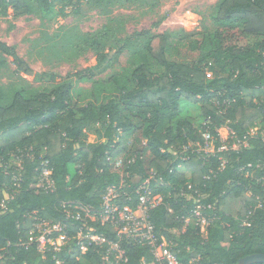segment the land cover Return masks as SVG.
I'll return each instance as SVG.
<instances>
[{
    "label": "trees",
    "instance_id": "obj_1",
    "mask_svg": "<svg viewBox=\"0 0 264 264\" xmlns=\"http://www.w3.org/2000/svg\"><path fill=\"white\" fill-rule=\"evenodd\" d=\"M80 1L0 0V17L11 10L14 19L55 22ZM85 1L101 11L104 23L77 37L79 50L93 53L98 73L114 72L97 81L95 75L83 78L91 83L85 96L69 76L45 90L0 92L2 262L80 264L82 256L97 264L90 251L42 257L27 238L34 217L61 220L63 202L97 206L106 188L123 180L113 172L119 158L124 175H153L161 182L156 193L162 204L151 214L157 234L176 245L179 264L193 258L196 264H239L247 256L264 255V209L255 208V197L264 199L255 181L264 176V141L249 135L257 122L264 123V0H221L212 33L174 35L126 34L125 17L113 15L115 7L156 8L161 0ZM68 31L57 37L62 40ZM6 57L18 72L33 76L15 49L0 41V68L7 66ZM223 128L229 132L226 142L218 133ZM203 135L212 138L213 153L196 152L204 146ZM18 155L21 178L13 191L17 173L8 163ZM43 161L55 183L50 193L37 187ZM203 206L214 218L206 240L197 229L184 231L181 221ZM105 229L99 232L115 240ZM126 255V264L150 260L132 247Z\"/></svg>",
    "mask_w": 264,
    "mask_h": 264
},
{
    "label": "rangeland",
    "instance_id": "obj_2",
    "mask_svg": "<svg viewBox=\"0 0 264 264\" xmlns=\"http://www.w3.org/2000/svg\"><path fill=\"white\" fill-rule=\"evenodd\" d=\"M220 1L161 0L156 8L115 7L113 15L125 17L126 34L150 31L152 34L174 35L181 30L187 33H212L216 29L215 16ZM75 7H78L77 12ZM58 10L59 8L56 9ZM100 12L99 9L88 5L85 0H81L78 5L67 7L64 10L65 17H58L55 22L44 21L34 16L14 19L11 10H8L7 17H0V41L15 49L33 76L18 72L12 59L6 57L7 66L0 68V92L8 93L20 89L45 90L69 76L75 91L85 96L91 89V83L82 80L83 78L90 76L91 79L95 75L94 81H97L107 78L114 72L109 69L106 73H98L94 69L96 60L93 53L86 51L81 54L79 50L81 47L78 45L77 37L98 30L104 23V17ZM155 24L158 26L154 27ZM65 30L69 31L61 40L57 36ZM194 116V112L189 111V117ZM219 134L223 142L229 139L227 129H220ZM250 134L264 137V123L257 122ZM88 141L93 143L95 137L90 136ZM234 148L237 149L238 146ZM203 150L209 152L211 148ZM120 161V158L117 159L118 163H121ZM10 167L17 168L18 162L11 159L8 163V168ZM179 170L189 181V173L182 168ZM113 172L119 177L125 176L117 164L114 165ZM82 259L79 261L86 264Z\"/></svg>",
    "mask_w": 264,
    "mask_h": 264
},
{
    "label": "built area",
    "instance_id": "obj_3",
    "mask_svg": "<svg viewBox=\"0 0 264 264\" xmlns=\"http://www.w3.org/2000/svg\"><path fill=\"white\" fill-rule=\"evenodd\" d=\"M249 135L255 136L250 132ZM203 138L204 146L199 147L196 152L213 153L212 138L208 135H203ZM261 139L264 141L263 136ZM243 145L247 146L246 143ZM203 148H211V151L207 152ZM20 155L16 157L18 167L16 176L12 178L13 191L18 188L21 178L22 156ZM27 158L31 159L32 157L27 155ZM131 163H134V159L131 160ZM116 164L121 167V163L117 162ZM125 176L121 177L123 180L118 185L106 188L100 195L97 206L84 205L80 202H63L60 205L61 220L52 221L34 217L27 238L28 243L35 244L42 257H45L48 252L60 253L65 250L70 253L73 250H79L81 252L90 251L97 257V264H126L128 261L127 247H132L143 250L150 257V260L141 257L138 264H179V251L176 250V245L164 236L157 234L151 214L162 204L161 194L156 193L161 182L154 179L153 175L147 178L138 174ZM255 181L264 191V176L256 178ZM152 182H156V184L152 185ZM37 187L45 193L53 192L55 189L47 161L41 163ZM248 195L250 196L252 193L248 192ZM9 198L11 196L5 195V199ZM255 198V208L264 209V199L259 196ZM0 207L4 209L3 204ZM206 208L211 209L210 206ZM204 209L205 206L200 209L196 208L189 216L181 218L184 231L197 229L201 240H206L208 225L210 221L214 220V218L210 217L209 219L206 216ZM102 227L106 228V232L113 234L115 240L107 239L104 233L99 232V228ZM80 258L82 256L78 257V260ZM82 260L86 264H90L86 259ZM197 260V258L190 259L187 264H196ZM55 263L64 264L65 259H56ZM79 263L82 264L80 261ZM0 264H4L2 257H0Z\"/></svg>",
    "mask_w": 264,
    "mask_h": 264
},
{
    "label": "water",
    "instance_id": "obj_4",
    "mask_svg": "<svg viewBox=\"0 0 264 264\" xmlns=\"http://www.w3.org/2000/svg\"><path fill=\"white\" fill-rule=\"evenodd\" d=\"M239 264H264V255L255 254L243 258Z\"/></svg>",
    "mask_w": 264,
    "mask_h": 264
}]
</instances>
